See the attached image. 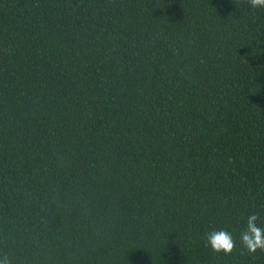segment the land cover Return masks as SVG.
I'll list each match as a JSON object with an SVG mask.
<instances>
[{
    "label": "trees",
    "instance_id": "trees-1",
    "mask_svg": "<svg viewBox=\"0 0 264 264\" xmlns=\"http://www.w3.org/2000/svg\"><path fill=\"white\" fill-rule=\"evenodd\" d=\"M264 8L0 0V256L264 264Z\"/></svg>",
    "mask_w": 264,
    "mask_h": 264
},
{
    "label": "clouds",
    "instance_id": "clouds-1",
    "mask_svg": "<svg viewBox=\"0 0 264 264\" xmlns=\"http://www.w3.org/2000/svg\"><path fill=\"white\" fill-rule=\"evenodd\" d=\"M251 7L264 8V0H250ZM237 238L240 246L249 252L264 249V226L258 223L256 213L247 216L245 223L241 226L238 236L230 229H212L205 233L204 240L210 251L218 254L228 255L237 247ZM0 264H11L6 256H0Z\"/></svg>",
    "mask_w": 264,
    "mask_h": 264
}]
</instances>
